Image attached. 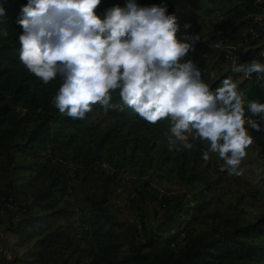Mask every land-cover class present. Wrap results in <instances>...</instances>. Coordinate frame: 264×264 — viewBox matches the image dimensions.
Segmentation results:
<instances>
[{
	"label": "rangeland",
	"instance_id": "obj_1",
	"mask_svg": "<svg viewBox=\"0 0 264 264\" xmlns=\"http://www.w3.org/2000/svg\"><path fill=\"white\" fill-rule=\"evenodd\" d=\"M261 1L262 11L259 13L251 3L243 0H227L215 5L208 0H199L197 3L202 10L194 8L189 0H159L158 4H166L168 12L177 18L179 31L176 36L179 41L186 42V35H199L196 50L189 57L209 89L214 92L222 86L224 79L231 78L238 93L242 94L245 128L253 138L240 164L242 174L236 176L229 175L227 170L220 171L224 161L217 153L209 152V159L203 162V154L210 145L207 141L193 140L194 133L186 134L188 142L194 145L191 150H169L166 134L158 136L127 130L116 134L113 141L105 139L104 144L98 147L102 134L111 123L107 121L100 134L79 137L70 150V161L64 162L59 169L67 179L65 200L73 212L72 223L78 233L75 238L78 249L74 253L47 250L36 256L31 244L16 250L12 242H7L5 238L2 244L9 247L15 262L87 264V255L92 247L88 230L84 229L88 225L87 211L90 201L102 195L106 178L112 176L116 178L106 207L114 220L136 226L138 243L158 233L165 221L168 223L163 238H168L171 231H179L181 236L171 246L179 249L194 240L264 216V181L261 178L264 171V131H254L248 123L253 120L264 129V114L253 116L247 109V103L251 101L264 104V84L257 81L253 74L246 77L245 73L234 72L232 65L223 60L221 50L215 46H237L238 33L250 26L248 24L253 23L256 16L264 25V0ZM248 6L253 8V14ZM185 24L191 27L186 29ZM238 47L241 59L249 55L251 59L260 61L264 34L249 47ZM259 146L261 149H258ZM15 157L13 167L0 176V232L5 233L4 237L7 233L1 225H8L14 214L6 207L9 199L13 200L14 208L31 205L36 194L47 185V179L31 180L29 173L15 170L14 166L25 163L19 156ZM199 172H203L208 182L219 179L220 183H215L210 191H206L205 184L192 180V175ZM193 200L207 202L205 211L184 215L188 206L195 204Z\"/></svg>",
	"mask_w": 264,
	"mask_h": 264
},
{
	"label": "clouds",
	"instance_id": "obj_2",
	"mask_svg": "<svg viewBox=\"0 0 264 264\" xmlns=\"http://www.w3.org/2000/svg\"><path fill=\"white\" fill-rule=\"evenodd\" d=\"M100 3L28 0L21 9L19 60L45 85L61 78L55 108L73 120H83L96 104L105 112L130 108L151 124L169 119V150H191L186 134L194 133L193 140L210 145L205 161L209 152L217 153L224 161L220 171L240 176L246 148L253 142L245 128V101L231 78L214 92L202 81L189 57L199 35L179 41L177 18L166 4L141 7L128 0L125 8H109L101 19L95 12ZM4 14L0 7V17ZM0 35L7 37L8 31L0 29ZM233 71L264 73V64L253 60ZM117 91L121 103L113 104ZM247 109L253 116L264 114L259 102H248ZM248 123L252 130L264 131L259 123Z\"/></svg>",
	"mask_w": 264,
	"mask_h": 264
},
{
	"label": "trees",
	"instance_id": "obj_3",
	"mask_svg": "<svg viewBox=\"0 0 264 264\" xmlns=\"http://www.w3.org/2000/svg\"><path fill=\"white\" fill-rule=\"evenodd\" d=\"M225 1L208 0V3L215 5ZM189 2L202 10L197 3L199 0ZM27 3L28 0H0L5 12L0 17V29L8 31L7 37L0 35V176L13 167L17 155L25 163L14 169L29 173L31 180L47 179V185L36 194L31 205L17 207L18 219L14 222L13 214L5 232L16 238L17 246L31 244L36 256L47 250L74 253L78 249L75 241L78 233L72 223L73 212L65 200L67 179L59 170L64 162L70 161L73 145L81 136L100 134L107 121L111 123L98 147L105 139L113 141L123 130L162 136L168 132L170 120L161 119L151 124L130 108L105 112L99 104L93 105L83 120L61 115L52 103L61 78L45 85L19 60L22 28L17 20ZM127 3L128 0H101L95 12L104 19L107 9L125 8ZM135 3L150 7L158 5L159 0H135ZM248 9L253 14V8L248 6ZM248 25L255 26V23ZM111 103H121L118 91L112 93ZM115 178L107 177L102 195L89 204L87 234L92 247L87 264H264V216L194 240L179 249L171 247L181 236L179 231L163 238L168 223L165 221L158 233L138 243L136 226L114 220L106 207ZM192 180L205 184L206 191L220 183L219 179L208 182L203 172L192 175ZM193 202L195 204L188 206L184 215L201 214L208 204Z\"/></svg>",
	"mask_w": 264,
	"mask_h": 264
},
{
	"label": "built area",
	"instance_id": "obj_4",
	"mask_svg": "<svg viewBox=\"0 0 264 264\" xmlns=\"http://www.w3.org/2000/svg\"><path fill=\"white\" fill-rule=\"evenodd\" d=\"M244 2L251 3L253 8L256 9V11L259 13L262 11V1L261 0H243ZM254 23L255 26H247L246 28H243L237 36V43L239 46L249 47L252 42H255L260 39V36L264 33H261L260 31L264 32V25L261 23L258 16L254 17ZM235 45H225L221 44L219 48L222 52L223 60L229 64L232 65L233 69L234 67H237L240 65V62L243 64L251 63L254 59H251L250 56H246V59H241L240 54V48ZM260 55V61L257 60V62L264 64V49L261 51ZM245 56V55H244ZM241 59V60H240ZM263 73H254V78L264 84V78L262 77ZM249 75H246L248 77ZM258 149H261V146L258 147ZM262 180L264 181V171L261 175ZM6 207L8 210L13 211L14 216V222L17 221L18 216L16 214L17 208L12 207V201L9 199V202L7 203ZM175 231H171L170 234H174ZM5 241V238L3 236H0V264H9L11 261H13L14 256L9 249V247L5 246L3 243ZM173 246V244L171 245Z\"/></svg>",
	"mask_w": 264,
	"mask_h": 264
},
{
	"label": "crops",
	"instance_id": "obj_5",
	"mask_svg": "<svg viewBox=\"0 0 264 264\" xmlns=\"http://www.w3.org/2000/svg\"><path fill=\"white\" fill-rule=\"evenodd\" d=\"M1 227L5 228L6 226H5V224H3V225H1ZM84 229L88 230V225L85 226ZM4 234H5L4 232L3 233L0 232V236L4 237ZM4 238L8 239L7 242H12L11 244L16 250L22 249L23 246H17L16 245L17 244V240L12 234L7 233V235H5ZM30 260H31V262H34V259H30ZM9 264H20V262H15V258H14L13 261H11Z\"/></svg>",
	"mask_w": 264,
	"mask_h": 264
}]
</instances>
